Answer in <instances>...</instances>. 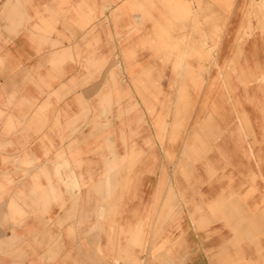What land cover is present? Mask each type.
Segmentation results:
<instances>
[{
  "label": "crops",
  "instance_id": "0c3cea01",
  "mask_svg": "<svg viewBox=\"0 0 264 264\" xmlns=\"http://www.w3.org/2000/svg\"><path fill=\"white\" fill-rule=\"evenodd\" d=\"M118 260L264 264V0H0V264Z\"/></svg>",
  "mask_w": 264,
  "mask_h": 264
},
{
  "label": "rangeland",
  "instance_id": "374dc122",
  "mask_svg": "<svg viewBox=\"0 0 264 264\" xmlns=\"http://www.w3.org/2000/svg\"><path fill=\"white\" fill-rule=\"evenodd\" d=\"M136 247H138L139 249H144L145 248V244H141V245H138V246H136ZM147 248H148V244H147ZM118 261H122V262H124V263H126V264H129V263H127L126 261H124V260H118ZM138 264H142V263H138Z\"/></svg>",
  "mask_w": 264,
  "mask_h": 264
},
{
  "label": "bare ground",
  "instance_id": "6f19581e",
  "mask_svg": "<svg viewBox=\"0 0 264 264\" xmlns=\"http://www.w3.org/2000/svg\"><path fill=\"white\" fill-rule=\"evenodd\" d=\"M222 16H223V15H222ZM212 25H213V24H212ZM193 31H194V30H193ZM194 32H195V31H194ZM194 32H193V33H194ZM216 35H217V34H216ZM205 37H206V36H205ZM198 42H199V40H198ZM198 46H199V45H198ZM209 48H210V47H209Z\"/></svg>",
  "mask_w": 264,
  "mask_h": 264
}]
</instances>
